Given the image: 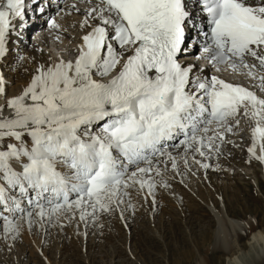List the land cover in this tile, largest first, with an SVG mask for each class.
<instances>
[{
	"label": "snow or ice",
	"instance_id": "6c2138e0",
	"mask_svg": "<svg viewBox=\"0 0 264 264\" xmlns=\"http://www.w3.org/2000/svg\"><path fill=\"white\" fill-rule=\"evenodd\" d=\"M197 4L209 28L204 58L217 71L224 65L258 78L264 91V75L257 76L264 73V0ZM93 13L100 23L83 36L74 62L40 66L20 95L0 105V219L5 233L18 226L3 212H21L31 224L28 209H38L36 215L43 219L75 208L84 220L89 207L94 216L98 209L118 205L121 195H127L122 190L131 184L146 186L152 194L155 184L142 177L153 171L151 158L165 154L167 141L183 136L179 143L196 145L203 156V148H211L216 139L205 135L209 125H226L241 109L255 121L249 151L254 153L257 139L264 140V98L216 76H196L195 65L180 62L193 17L187 0H99L87 15ZM23 15V0L0 6V57L15 30L12 20ZM51 27H57L55 21ZM116 47L131 50L122 65L125 53ZM118 65L111 79L93 78L94 73L108 76ZM100 121V133L93 134V124ZM128 165H137L130 175ZM172 166L176 168L174 160ZM73 194L76 198L70 199ZM24 200L28 208H22Z\"/></svg>",
	"mask_w": 264,
	"mask_h": 264
},
{
	"label": "rangeland",
	"instance_id": "374dc122",
	"mask_svg": "<svg viewBox=\"0 0 264 264\" xmlns=\"http://www.w3.org/2000/svg\"><path fill=\"white\" fill-rule=\"evenodd\" d=\"M68 14L66 10L59 14L60 26L65 31L60 28L57 31L54 28L56 33L62 31L63 35L66 32L67 42L58 43L55 32L47 31L37 42H22L19 46L27 48L34 43L55 60L70 56L79 28L68 31L67 27L75 29L81 16L73 14V18L69 19ZM45 39L57 46L50 45L49 49L45 45ZM12 44V41L8 42L7 50ZM12 46L14 48H10L6 55L1 72L5 88L4 99L14 97L11 91L15 84L9 81V73L19 70L24 63L20 49L15 51L17 44ZM51 48L57 55L56 52L50 51ZM254 90L264 98V91H261L259 86L254 87ZM242 116L243 109L231 117L226 125L213 127L212 130L217 131V135L211 130L205 134L217 138L209 148L217 159L209 157L204 150L205 154L200 155L194 150L196 145L186 148L187 151L178 149L182 146L177 147L182 139L179 137L164 146V155L157 154L151 158V162L157 160L162 167V170L158 169L159 175L156 174L157 168L153 166V171L148 173L151 182L155 184L152 194H149L146 186L142 189L138 183L122 190L127 192V195L122 196H128L130 207L122 202L118 205L114 203L110 205L111 210L98 209L94 216L91 215L93 210L89 207V214L84 220L80 219V210L73 208L49 215V223L46 221L47 217H44V220L40 217V225L39 222L36 223L38 209H28L33 215L27 231L24 221L28 222V219L23 218L21 212H3L2 215L14 219L18 227L15 232L5 233L4 221L0 219V264H227L228 256L235 252L234 247L230 245L235 244L236 234L242 235L239 245L244 246L249 239L250 226L264 231V162L255 160L260 166L258 171L263 173L257 181L253 175L254 170L244 159L245 151L241 148L245 145L243 137L248 138L246 145L250 143L253 148L252 130H249L252 123L250 118ZM228 125L232 127L231 132L227 131ZM239 127L246 129L243 131ZM96 131L97 129L92 133ZM220 133L223 139L219 138ZM221 146L229 148L237 158H226L220 162L222 157L225 158L219 151ZM190 149L195 151L198 157L191 158L194 155ZM248 157L258 158L255 155L253 158ZM173 160L176 168L172 166ZM139 166L147 165L141 163ZM14 167L19 168L18 165ZM136 168L137 165L129 167L128 174L136 171ZM57 170L67 171L62 166H58ZM142 178L147 180L145 176ZM75 198V194L70 197ZM22 207H28L26 201H22ZM218 219H221V223ZM229 221L233 224L239 223L240 229L235 228L233 231ZM47 223L48 227H45ZM219 227L227 238L225 251L232 248L228 256L224 251L215 248L218 245Z\"/></svg>",
	"mask_w": 264,
	"mask_h": 264
},
{
	"label": "bare ground",
	"instance_id": "6f19581e",
	"mask_svg": "<svg viewBox=\"0 0 264 264\" xmlns=\"http://www.w3.org/2000/svg\"><path fill=\"white\" fill-rule=\"evenodd\" d=\"M69 2H71V4H74V3H76L77 5L76 6H84V4L83 3H86V5H88V6H90V7H88L87 9H91L92 8V6H95L96 7V5L98 4L97 3V1H95V0H68ZM62 10H64V9H62ZM83 10H84V8H83ZM67 12H77L76 11V9H73L72 7L71 8H67V10H66ZM62 12H60V14H61ZM81 13H82V15H83V17H84V19H83V22L84 21H87V25H90V24H93V23H96V24H98V23H100V20L98 19V18H93L94 16H88L87 15V13L86 12H84V11H82L81 10ZM108 14L107 13H105V16H107ZM82 17V18H83ZM60 15H59V17H55V18H52V20L49 22V24L47 25V27H46V25H43V29H50V30H53L54 32H56V30L53 28V27H51V22L52 21H55V23H56V25H57V27H60ZM82 24V23H81ZM78 25L79 27H80V31L81 30H83V31H85V29H84V27L82 26V25ZM43 31H45V30H43ZM58 31V30H57ZM46 32V31H45ZM53 32V33H54ZM62 35V34H61ZM65 37H68V36H66L65 34H63ZM56 36V35H55ZM58 36V35H57ZM82 36V34L80 35V37ZM61 37V36H60ZM78 37H79V35H77V38H75L74 39V44H73V48L76 46V44H77V42L79 41V39H78ZM10 41H12L13 42V44L12 45H14V44H17V47L15 48V51L17 50H19V52H22V54H23V56H24V63H23V65L21 66V68L19 69V70H17V71H12V72H10L9 73V81L11 80V81H13V83L15 84V87H14V89H12V91H11V94H12V96H18V95H20L21 94V92L23 91V89L25 88V87H27V85L29 84V82L31 81V79H32V77H33V75L36 73V70H37V68H39L40 66H42V65H44V66H52V65H54V64H56V63H58V62H60V61H57V60H60L61 58H59V59H56L55 60V58L52 56H49V55H46V53L43 51V50H40V48H39V46L38 45H36V44H34V43H31L30 45H29V47H27V48H21L20 46H19V44H21L22 42H26L27 44L29 43V42H33L34 40H32V39H30V38H28V37H23V36H21V35H19L17 32H15V31H11L9 34H8V36H7V38H6V44H5V55L3 56V57H0V77H1V72H2V70H3V65H4V62H5V57H6V55L8 54V52H9V50H7V47H8V42H10ZM35 42V41H34ZM11 45V47H13ZM14 48V47H13ZM13 48H11V49H13ZM116 51L117 52H124V53H126V49H119V48H117L116 47ZM125 56H128V55H131V53L130 52H128V53H126V54H124ZM124 60H126V58H124L123 57V59L121 60V65L123 64V62H124ZM183 65H191L190 63H187V62H185V63H183ZM119 67H120V65H118L117 66V69L116 70H114L113 72H114V74H117V72L119 71ZM222 68V67H221ZM224 68H227V67H224ZM9 71V70H8ZM8 71H7V74L6 75H8ZM197 71V68H195L194 69V71H193V74L194 75H196V76H200V77H207V78H210V77H212L213 75H211V74H209L208 72H204V71H202V72H200V73H197L196 72ZM110 76V75H109ZM96 77V75L94 74V79H98V78H95ZM7 78H8V76H7ZM256 94V93H255ZM257 95V94H256ZM2 95H0V105H4V104H6V100L7 99H3L2 97H1ZM10 98V97H9ZM260 98V97H259ZM251 123H252V126H251V129H253V127H255V121L254 120H252L251 119ZM93 125H95V124H93ZM212 128L214 127V128H217V127H219L220 125H217V124H215V123H213L212 125ZM222 130V129H221ZM211 131H213V130H211ZM251 131V130H250ZM215 134H216V132L217 131H213ZM222 133V132H221ZM220 133V134H221ZM252 133V132H251ZM217 135V134H216ZM226 136V135H225ZM217 139V138H216ZM251 140H252V142H253V137L251 138ZM218 141V140H217ZM262 141L263 140H260V139H257V141H256V145L254 146V148L255 149H257L254 153H251V155L250 156H252V158H253V156L255 155L256 157H258V158H253V159H251V158H249L245 153L243 154L244 155V159H246V162H247V164H249V166L254 170L253 171V175H255L256 176V180L258 181V177H261L262 176V171L261 172H259L258 171V166H259V164L257 163V162H255V160L256 161H258V159L259 160H261V161H263L264 162V160H262L260 157H262V156H264V152H262V150H261V143H262ZM216 143V142H215ZM181 145H179L178 147H180ZM248 148H252V146H251V144L250 143H247V145H246ZM257 146V147H256ZM186 149V146H181V148H178V149H180V150H182V149ZM220 150V153H221V155H224L225 156V158L224 157H222V160L218 157V159H220V162L221 161H224V159H226V158H230L231 160H235V158H237L236 156V154L235 153H233L229 148H227V147H220L219 148ZM191 150V149H190ZM203 150L205 151V153L206 154H208V156L209 157H213L215 154L213 153V152H211V151H209V148H203ZM212 150V149H211ZM174 151V150H173ZM176 151V150H175ZM186 151H187V149H186ZM189 151V150H188ZM193 150H191V154L192 155H194V156H192L191 158H194V157H198L197 156V154H196V152L195 151H193ZM245 151V150H244ZM187 154V153H186ZM254 154V155H253ZM188 155V154H187ZM213 158H215V159H217V157L215 156V157H213ZM127 163V162H126ZM153 163H156V165H158V162H153ZM213 163H215V162H213ZM220 164V163H219ZM17 166V165H16ZM129 166H134V165H129ZM213 167V166H212ZM214 167H216V166H214ZM260 167V166H259ZM17 168V167H16ZM218 168V167H217ZM18 170L20 169V168H17ZM132 172V171H131ZM130 173V172H129ZM260 175V176H259ZM147 177V179H150L151 177H150V175H145V178ZM139 178V177H138ZM211 178V177H210ZM210 180V179H209ZM256 182V181H255ZM130 184H131V182H130ZM257 184H258V182H257ZM176 188V187H175ZM162 195V194H161ZM127 197L128 196H125V197H123L122 195H121V197H120V202H122L123 203V205H125V204H127V206H129L130 207V203H128V202H130L129 200L130 199H128V201H127ZM133 201V200H132ZM214 207V206H213ZM23 208V207H22ZM215 208V207H214ZM226 211H227V209H226ZM129 212V211H128ZM52 215V214H51ZM55 215V214H54ZM127 215V214H126ZM66 216V215H65ZM64 216V217H65ZM37 217H38V220H37V222L36 223H38L39 221H40V216H38L37 215ZM45 217H47L46 218V221L48 222V220H49V215H46ZM229 218V217H228ZM227 218V219H228ZM45 219V218H44ZM43 219V220H44ZM230 219V218H229ZM34 220V219H33ZM219 221H220V223H221V219H218ZM35 223V222H34ZM35 223V224H36ZM49 223V222H48ZM48 223H47V225L45 226V227H48ZM237 222H235V224H233V223H231L230 221H229V225L230 226H232V228H233V231H234V229L236 228V229H240L239 228V226H240V224L239 223H237ZM24 227H25V230L27 231L29 228H30V223L29 222H27V221H24ZM44 224V223H43ZM46 224V223H45ZM44 224V225H45ZM34 225V224H33ZM39 225H40V222H39ZM21 226V225H20ZM250 226V225H249ZM23 227V226H22ZM251 227V229L250 228H248V230H249V232L250 233H248V235H249V239H248V242L246 243V245H244V246H247L246 248H244V246H242V245H239V243H240V240L242 239V235L241 234H236V242H235V244H233V245H230L232 248L234 247V249L233 250H235V252L231 255V256H228V254L231 252V250H232V248L230 249V250H226L225 251V248H226V246H227V238L225 237V233L223 232V230H222V228H220V229H218L219 231L217 232V237H218V239H217V246H215V248H218L219 250H222V251H224V254L225 255H227L229 258H227V264H264V231L263 230H259V229H257L256 227L254 228V226H250ZM254 228V229H253ZM40 230H42V227H41V229ZM247 231V230H246ZM242 233V232H241ZM6 235V234H5ZM2 236H4V234L3 235H1V237ZM6 238V237H5ZM4 238V239H5ZM212 239V238H211ZM1 240V239H0ZM213 240V239H212ZM211 241V240H210ZM216 241V240H215ZM203 243V242H202Z\"/></svg>",
	"mask_w": 264,
	"mask_h": 264
}]
</instances>
